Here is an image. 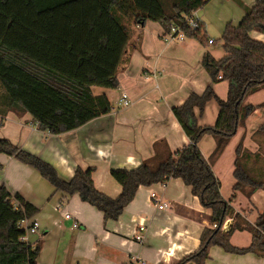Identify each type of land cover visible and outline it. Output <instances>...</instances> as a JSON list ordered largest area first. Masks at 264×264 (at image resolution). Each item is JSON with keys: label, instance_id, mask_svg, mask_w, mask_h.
<instances>
[{"label": "trees", "instance_id": "16d2710c", "mask_svg": "<svg viewBox=\"0 0 264 264\" xmlns=\"http://www.w3.org/2000/svg\"><path fill=\"white\" fill-rule=\"evenodd\" d=\"M206 1L175 0L167 12L160 0H0V115L8 111L28 113L40 130L57 135L108 114L112 107L108 97L95 94L92 87L119 86L118 71L126 62L130 42L124 22L143 25L153 21L166 32L171 24L180 25L185 37L205 44L202 24L190 28L184 16ZM245 12L237 25L227 23L224 28L220 37L224 55L215 59L205 52L202 59L213 82H228L227 98L220 99L207 86L203 93H191L181 105L172 107L190 142L175 152L161 156L156 152L134 168H111L110 175L122 187L118 196L110 197L94 186V167H76L72 177L64 180L52 164L6 138H0V153L36 169L65 197L78 194L82 201L103 212L105 220H117L140 185L179 178L211 214L199 247L176 264H205L212 246L231 254L264 256V207L254 222L235 212L221 195L212 168L238 126L254 110L252 105H243L244 97L264 88V42L250 36L254 29L264 33V0H256ZM211 99L219 105L215 124L200 126L195 108L202 112ZM206 135L215 140L208 158L198 147ZM252 137L258 144L257 151L243 148L240 142L234 162L233 189L247 198L256 190H264V122ZM37 212L38 208L20 194L0 185V264H36L41 243L23 238L26 229L22 222ZM229 218L232 223L223 230ZM235 231L249 232L250 244H232L230 238Z\"/></svg>", "mask_w": 264, "mask_h": 264}, {"label": "crops", "instance_id": "0c3cea01", "mask_svg": "<svg viewBox=\"0 0 264 264\" xmlns=\"http://www.w3.org/2000/svg\"><path fill=\"white\" fill-rule=\"evenodd\" d=\"M255 1L237 0V5L230 0H207L205 9L199 10L203 12L202 17L198 9L195 14L202 27H208L209 20L215 22L221 37L226 24L237 25L246 8ZM134 27L138 37L128 45L126 62L119 68V86L113 89L118 94L101 93L111 103L108 114L72 131L51 135L40 130L30 114L8 111L5 116L0 115V138L49 162L64 180L72 177L76 167H94V186L110 197L118 196L122 189L110 175L111 168H134L156 152L161 156L186 146L190 141L174 117L172 107L181 105L191 93H203L207 86H211L220 99L227 98L228 82L221 79L213 82L202 66L205 52L215 59L224 55L222 43L216 47L217 42L213 39V43H209L205 35V44L190 37L171 39L161 25L153 21ZM250 36L264 42V33L258 29L252 30ZM123 93L129 98L127 106L119 101ZM263 104L264 88L244 97L243 105H252L254 110L238 126L212 164L221 195L235 212L250 222L263 210L264 190H256L250 198L235 191L234 162L240 142L243 148L257 151L258 144L252 136L264 122ZM218 112L215 99L207 101L202 112L195 108L198 125L213 126ZM198 147L208 158L215 140L206 135L198 142ZM0 185L38 208L28 219V222L36 220L38 229L27 235L29 242L41 243L36 264H134L136 256L143 259L144 264H176L199 247L200 235L209 226L211 210L204 208L179 178L151 186L140 185L117 220H105L103 212L82 201L78 194L65 197L36 169L4 153H0ZM159 203L166 206L159 209L156 206ZM74 222L77 227L73 226ZM231 223L232 220L227 219L223 230ZM140 224L145 226L144 241L138 243L133 235ZM238 232L244 231H235L231 243L248 246L251 235L247 245L233 242L234 237L240 235ZM205 264H264V256L231 254L212 246Z\"/></svg>", "mask_w": 264, "mask_h": 264}, {"label": "built area", "instance_id": "2783aa9c", "mask_svg": "<svg viewBox=\"0 0 264 264\" xmlns=\"http://www.w3.org/2000/svg\"><path fill=\"white\" fill-rule=\"evenodd\" d=\"M184 23L187 24L188 27L190 28H196L200 26L201 22L199 18L196 16L195 11L191 12L189 15L184 16ZM168 38L171 39H180L183 40L185 38L184 32L182 31L180 25L176 24H171L170 25V30L167 32ZM213 39L209 38L208 42L213 43ZM123 106H127L129 104V98L126 93L122 94V97L119 100ZM152 198H155V194L152 193ZM156 206L161 209L163 206H166V204H156ZM66 218H69L68 214H65ZM23 226H25L26 229V235L23 237L25 240H27V235L28 233H34L38 229V222L36 220L32 222H28V219L23 220L22 222ZM74 227H77V223H73ZM215 226V225H214ZM144 231H145V226L143 224H140L137 227V230L135 234L133 235V238L136 242L141 243L144 241ZM133 263L134 264H144L145 261L143 259H140L139 257L133 258Z\"/></svg>", "mask_w": 264, "mask_h": 264}, {"label": "rangeland", "instance_id": "374dc122", "mask_svg": "<svg viewBox=\"0 0 264 264\" xmlns=\"http://www.w3.org/2000/svg\"><path fill=\"white\" fill-rule=\"evenodd\" d=\"M161 1V3L163 4V6H164V8H165V10L167 11V12H169L170 11V9H171V4L175 1V0H160ZM210 1H212V0H210ZM230 1H232L233 3H235V4H237V5H239L238 4V2H237V0H230ZM206 4V3H205ZM205 4H203L202 6H200L199 8H198V11H197V13H199L198 15H199V17H202V13L203 12H200V11H202V10H204L205 9V7H206V5ZM238 7H240V6H238ZM200 10V11H199ZM125 23V26L128 28V31H129V34H130V42H129V45H130V43L132 42V40L137 36L138 37V32H137V30L135 29V27H134V25L135 24H133V22L131 23V21H125L124 22ZM201 33L202 34H204L205 36H208V38H212V39H214L217 43L215 44V46L216 47H219V45H220V43H222L221 42V40H220V34H221V31L219 30V27H218V25L215 23V22H213V21H210L209 20V22H208V27H205L204 25H203V27L201 28ZM167 36H168V34H166ZM141 37V35H139V38ZM211 47V46H210ZM212 47H214V46H212ZM215 47V48H216ZM93 89V92L95 93V94H98V93H105V94H107V95H115V94H118V91L117 90H113V89H109V88H103V87H97V86H95V87H93L92 88ZM120 93V92H119ZM113 101V100H112ZM121 105V104H120ZM262 145H263V147H264V138L262 137ZM237 234H240V235H238V237L237 236H235L234 237V239H233V242L234 243H237V245H242V246H244V245H247L249 242V240H250V233L249 232H246V231H244V232H238ZM240 236V237H239Z\"/></svg>", "mask_w": 264, "mask_h": 264}]
</instances>
